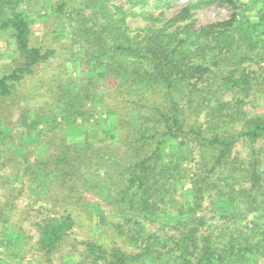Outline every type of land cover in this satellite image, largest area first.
Returning a JSON list of instances; mask_svg holds the SVG:
<instances>
[{
  "label": "trees",
  "instance_id": "1",
  "mask_svg": "<svg viewBox=\"0 0 264 264\" xmlns=\"http://www.w3.org/2000/svg\"><path fill=\"white\" fill-rule=\"evenodd\" d=\"M179 1L0 0V29L14 44L0 66V116L28 99L18 85L56 54L34 41L25 3L44 8L83 50L78 85L68 88L71 73L65 81L53 76L35 109L40 121L52 114L45 153L18 145L0 156V264L22 258L8 240L12 213L27 212L15 198L42 175L54 176L49 188L70 191L62 201L48 192L34 198L65 207L37 222L46 256L70 238L76 212L84 213L78 204L91 203L86 191L111 204L108 227L133 248L89 236L78 264H264V113L254 110L264 94V0H188L170 15ZM214 4L228 6L229 16L195 27L194 10ZM59 101L69 115L54 113ZM19 108L21 120L31 116L30 107ZM93 111L108 112V134V118ZM71 118L85 122L83 144L68 138ZM118 152L126 157L116 163ZM148 223L164 233L147 231ZM14 227L16 238L22 227Z\"/></svg>",
  "mask_w": 264,
  "mask_h": 264
},
{
  "label": "rangeland",
  "instance_id": "2",
  "mask_svg": "<svg viewBox=\"0 0 264 264\" xmlns=\"http://www.w3.org/2000/svg\"><path fill=\"white\" fill-rule=\"evenodd\" d=\"M49 1V0H48ZM71 1V0H69ZM188 0H180L175 3L174 8L170 12V15L179 10V7L185 4ZM47 7H48V3ZM23 7L26 8L32 26L34 28V41H39L41 44L46 46L56 48V54L50 59L49 62L42 64L38 70L34 73L28 75L17 87L18 93L21 95H28V99L19 98L18 104L13 105L7 104L3 110V116H0V156L4 153H7L8 150L12 151L11 148H14L18 145L20 150L34 151V154H44L46 151V144L42 142L44 139L42 131L46 129L47 124L51 121L52 114L45 112L42 116L41 121L38 119V114L35 109H38L39 106L43 105L47 100L44 92L48 86V81L52 80L53 76H56L57 79L60 78L65 81L69 78L70 73L73 76L74 84L68 85V88L71 86H77L76 80L82 72V66H80V56L83 53L82 47L77 42H72L68 35H66L64 28L59 23L56 25V20L53 17L52 19H45L44 8H34L29 9L25 3ZM40 11V12H38ZM230 9L226 5L214 4L208 7H202L200 9L194 10V19L195 27H199L203 24L225 19L229 16ZM129 23H135L137 26L140 25L139 18H132L129 20ZM14 49L13 41L10 37V32L0 29V66L3 64L10 63L12 58V52ZM251 68H255V65L252 64ZM98 72V71H95ZM90 75V74H88ZM43 85V86H42ZM42 86V88H38ZM100 95L97 94L92 97L94 103H98ZM230 95H226L228 99ZM250 101V100H249ZM252 102L246 104V107H253ZM251 104V105H250ZM28 106L30 107L31 116L21 120V109L19 106ZM90 105V104H89ZM254 110L257 112L264 113V94L259 95L255 100ZM252 109V108H251ZM54 113L63 115H69L67 103L60 102L54 108ZM96 114V117L108 118V122L102 123L103 131L105 134H108L111 120L107 116L108 112H100ZM1 113V111H0ZM67 131L69 132L68 138L72 141L81 142L83 144L84 135L82 134L83 129L85 128V122L81 118H71L67 120ZM92 131H95L93 128ZM19 132H23V135L19 138ZM25 143V144H24ZM261 147L264 149V141L260 142ZM116 156L120 158H114L116 163L120 162V159H125L126 154L120 152ZM14 167V165H13ZM6 169L7 166H5ZM103 172V171H102ZM104 173V172H103ZM54 178L53 175L49 177L41 176V180L36 183L29 184V189L22 195H19L15 198V206L19 210L25 208L26 213L23 215H16L15 211L12 213V221L10 224V229L8 231V240L9 245L12 250L18 252L22 256L19 262H11V264H78L81 259L80 250L83 248V241L86 237L94 236L98 239L103 240V242L112 246L115 244L124 246L127 249H132V245H126L122 239H116L115 234L109 229V224L107 220L109 215H111V204L107 203L99 197V195H92L89 192H84L86 197L85 202H91L89 205L78 204L82 207V214H78V222L73 226L70 231L71 236L66 241L62 242L58 249L49 256L44 255L38 247V240L40 236V230L37 226V222H41L45 215H59L64 213L65 207L59 206L56 207L52 205L51 198H57L60 201L64 199H69L70 191L66 186L58 185L56 187L49 188L47 182L50 183V180ZM26 180V179H25ZM46 180V181H45ZM20 181V178L17 174L13 178V182L17 183ZM39 182V183H38ZM63 186V187H62ZM186 187H191V184L185 185ZM50 189V190H49ZM48 192L51 195L50 199L46 197H41L37 199V202L34 201V198L40 197ZM45 196V195H43ZM43 198V199H42ZM74 201V200H73ZM209 203L207 201L206 205ZM72 204L66 202L65 205L68 208H72ZM75 206V204H74ZM94 212L93 218L86 216L88 211ZM19 222L22 228L19 229V233L16 238H13L14 233V223ZM147 231H158L159 233H164L160 228V223H148L146 225ZM169 232L171 230L167 229ZM25 234H23L22 232ZM2 256H0L1 263L5 261ZM143 264V263H136Z\"/></svg>",
  "mask_w": 264,
  "mask_h": 264
}]
</instances>
